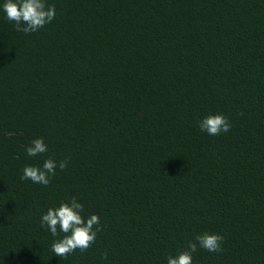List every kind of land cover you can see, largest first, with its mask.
I'll return each instance as SVG.
<instances>
[{
    "label": "trees",
    "instance_id": "obj_1",
    "mask_svg": "<svg viewBox=\"0 0 264 264\" xmlns=\"http://www.w3.org/2000/svg\"><path fill=\"white\" fill-rule=\"evenodd\" d=\"M4 2L0 264H167L205 232L222 251L192 264H264V0H46L30 34ZM49 157L69 158L49 185L20 179ZM73 196L102 231L58 257L40 218Z\"/></svg>",
    "mask_w": 264,
    "mask_h": 264
},
{
    "label": "clouds",
    "instance_id": "obj_2",
    "mask_svg": "<svg viewBox=\"0 0 264 264\" xmlns=\"http://www.w3.org/2000/svg\"><path fill=\"white\" fill-rule=\"evenodd\" d=\"M6 19L14 22L17 31L30 34L39 31L50 23L56 16V8L46 0H5L2 5ZM199 128L211 136L227 133L231 128L229 119L221 114H209L199 121ZM48 151L43 138L33 139L26 152L30 157H36ZM69 158L57 162L49 157L43 161L42 166L27 165L23 168L21 180H31L33 183L47 186L50 177L56 174V169H66ZM83 205L72 197L67 202L62 201L57 207H50L40 218L41 227H47L52 236L56 237L60 232L65 235L55 240L51 250L55 256L66 258L77 249L81 253L87 251L96 240L97 233L102 231L97 214H91L87 218L82 216ZM224 237L220 234L203 233L195 237V241H189L187 245L173 256L167 257V264H192V254L199 248L208 252L218 253L222 251ZM102 259H107V253H102Z\"/></svg>",
    "mask_w": 264,
    "mask_h": 264
}]
</instances>
